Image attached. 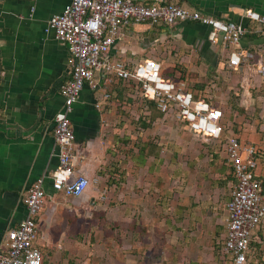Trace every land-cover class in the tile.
I'll list each match as a JSON object with an SVG mask.
<instances>
[{
  "label": "crops",
  "instance_id": "1",
  "mask_svg": "<svg viewBox=\"0 0 264 264\" xmlns=\"http://www.w3.org/2000/svg\"><path fill=\"white\" fill-rule=\"evenodd\" d=\"M69 1L0 0V248L5 233L25 217L23 194L43 178L45 199L37 218L41 264H92L91 243L51 231L68 219L65 212L92 220L99 234L115 238L104 248L108 245L106 258L120 264H182L180 256L191 251L203 253L195 260L186 257L184 264H204V253L217 251L224 237V205L235 184L224 148L217 155L201 146L202 139L160 114L131 82H105L95 73L96 87L83 85L68 119L73 169L89 186L76 199L51 190L49 174L57 165L53 116L62 107L58 90L68 69L65 44L44 28ZM132 1L148 5L153 0ZM164 1L244 26L239 48L254 59L229 70L220 48L206 41L208 29L186 22L127 26L106 57L128 67L153 59L161 70H173L172 81H179L180 71L215 75L227 85L229 80L220 78L226 72L232 88L240 90L237 106L254 116L245 130L235 112L234 128L226 132L244 143L242 133L248 131L249 145L263 150V133L254 124L264 119V77L255 73L264 65V25L246 20L244 11L264 16V0Z\"/></svg>",
  "mask_w": 264,
  "mask_h": 264
},
{
  "label": "built area",
  "instance_id": "2",
  "mask_svg": "<svg viewBox=\"0 0 264 264\" xmlns=\"http://www.w3.org/2000/svg\"><path fill=\"white\" fill-rule=\"evenodd\" d=\"M248 21L264 25V16L244 11ZM178 22L195 23L208 29L206 41L218 46L229 70L236 71L242 61L254 59L253 53L239 48L246 28L231 21H222L192 9L153 0L148 5L132 0H70L59 14L51 16L44 28L54 40L67 49V80L60 85L62 107L53 116L52 139L57 165L49 174L50 188L73 199L88 188L89 181L76 174L72 165L73 133L68 115L84 84L92 89L94 75L105 82L111 79L133 83L140 96L154 105L162 115H169L203 141L222 142L226 161L235 184L224 205V237L217 249L219 264H248L252 235L264 221V198L256 175L258 150L242 144L226 132L223 113L208 100L198 98L180 81L163 78L160 65L146 59L128 67L121 61L109 60L106 53L121 36L122 29L136 24L171 27ZM261 33L264 34V31ZM264 77V65L255 68ZM103 94V99H107ZM98 108V104L94 105ZM43 178L36 179L22 196L24 219L8 230L1 242L0 264H41L37 218L44 205Z\"/></svg>",
  "mask_w": 264,
  "mask_h": 264
},
{
  "label": "rangeland",
  "instance_id": "3",
  "mask_svg": "<svg viewBox=\"0 0 264 264\" xmlns=\"http://www.w3.org/2000/svg\"><path fill=\"white\" fill-rule=\"evenodd\" d=\"M173 70L168 67H164V69L161 70V76L163 78H171ZM215 75H198V74H186L184 72L179 71L178 80L183 83L184 88H186L191 93L195 94L196 97H201L205 100H208L212 105L220 106L224 111V125L226 126V131H231V126L235 125L230 119L232 118L233 114L235 113V116L239 120V125L241 127H245V130L251 129L252 123L250 121L253 119L254 116L250 115L251 109H244L238 107V100L240 94V90H234L232 88V85L230 83V79H228V76L226 72H224L220 78L221 80H229L228 84H221L222 82H219L217 78H214ZM218 87H220V90H218ZM229 87L232 88V90H229ZM248 98V97H247ZM245 100V98H244ZM259 110L257 109V112ZM254 113V111L252 112ZM231 121V122H230ZM247 125V126H246ZM256 127V130H261V132H258V134L263 133L264 138V119L258 120L256 124H254ZM233 127V126H232ZM234 128V127H233ZM237 132H234L236 134ZM242 134L247 139V135L249 134L248 131H244ZM244 139L245 145H249L248 141ZM201 146H205L206 148L213 149L216 151V154L218 155L221 153L223 149V143L222 142H212V141H202ZM264 142V140H263ZM253 146V145H252ZM263 150L258 151V168L256 171L257 177L261 183V189H262V196L264 198V144H262ZM258 150V149H257ZM232 175V174H231ZM199 181V180H198ZM68 219L65 220L63 223H57L51 227V231L53 233H65V237L69 240L75 241L77 243H81L84 241L85 243H91L92 244V264H120L119 260L115 259H107L106 255L109 256V252L106 251V248L108 249V245L104 248L105 243L109 242L112 244L115 240V238L111 237L109 233L99 234L98 231L92 226V220L91 223L87 221H84L82 219H77L75 215L64 213ZM64 216V215H62ZM104 225V224H103ZM92 228V233H91ZM258 228V229H257ZM257 230L255 229L253 235H252V243H251V254L249 258L248 264H264V221L257 226ZM115 236V235H114ZM118 238V244H120L119 236ZM113 240V241H111ZM95 247L97 250L95 251ZM98 247L100 249H98ZM119 248V246H118ZM205 252V251H204ZM177 253H180V251H177ZM183 253V252H182ZM181 253V254H182ZM191 253V254H190ZM203 252L198 251H191L188 253H183L180 258L182 259L180 262H185V258L187 259L190 257L192 260H195L197 254H202ZM186 255L185 257L183 255ZM106 258V259H105ZM204 264H218V254L216 250L214 251H208L207 254L204 253L203 256Z\"/></svg>",
  "mask_w": 264,
  "mask_h": 264
},
{
  "label": "trees",
  "instance_id": "4",
  "mask_svg": "<svg viewBox=\"0 0 264 264\" xmlns=\"http://www.w3.org/2000/svg\"><path fill=\"white\" fill-rule=\"evenodd\" d=\"M198 98H201V97H198ZM230 170H231V168H230ZM258 178V177H257ZM261 184V183H260ZM261 193H262V189H261ZM252 243V242H251ZM251 243H250V247H251Z\"/></svg>",
  "mask_w": 264,
  "mask_h": 264
}]
</instances>
